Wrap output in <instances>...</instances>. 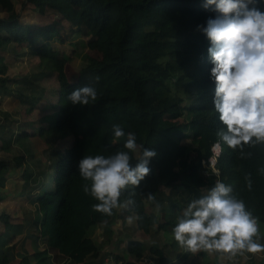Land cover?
<instances>
[{"label":"trees","instance_id":"obj_1","mask_svg":"<svg viewBox=\"0 0 264 264\" xmlns=\"http://www.w3.org/2000/svg\"><path fill=\"white\" fill-rule=\"evenodd\" d=\"M203 4L23 0L19 10L13 0H0V96L25 105L22 116L41 110L28 124L0 111V153H8L0 158V264H264V251L188 253L173 237L191 200L219 181L244 202L257 221L254 239L264 244V143L232 149L222 142L218 172L210 167L224 126L213 104L211 42L199 30L215 13ZM27 58L34 71L8 73L7 63L20 66ZM89 85L97 99L72 106L67 96ZM115 124L136 135L133 166L140 145L157 155L145 180L121 194V204L131 197L135 206L109 216L93 210L99 201L84 192L92 182L80 177L78 163L84 155L126 150L127 137L114 136ZM37 136L46 146L43 157L35 153ZM18 170V193L8 191L7 176ZM10 194L28 199V216L1 208ZM129 218L134 226L126 225Z\"/></svg>","mask_w":264,"mask_h":264},{"label":"clouds","instance_id":"obj_2","mask_svg":"<svg viewBox=\"0 0 264 264\" xmlns=\"http://www.w3.org/2000/svg\"><path fill=\"white\" fill-rule=\"evenodd\" d=\"M203 7L215 13L199 30L211 42V79L216 84L213 104L224 126L216 133L220 141L209 160L216 173L223 143L232 149L253 140L264 143V0H204ZM96 99L97 91L90 85L67 96L72 106H88ZM112 131L116 138L127 137L123 145L126 150L108 156L84 155L78 163L80 177L92 182L90 188L84 185V192L90 191L99 201L93 210L109 216L114 208L135 206L131 197L121 204V194L128 186H139L145 180L157 155L140 145L142 157L133 166L130 151L138 147L135 133L126 134L119 124L113 125ZM232 191L230 185L218 181L183 210L173 237L186 252L215 251L234 257L264 251V244L254 239L258 234L256 219L242 200L231 195ZM147 199L159 209L153 194L148 193Z\"/></svg>","mask_w":264,"mask_h":264},{"label":"rangeland","instance_id":"obj_3","mask_svg":"<svg viewBox=\"0 0 264 264\" xmlns=\"http://www.w3.org/2000/svg\"><path fill=\"white\" fill-rule=\"evenodd\" d=\"M22 2L23 0H13V4L16 7V9L18 8L19 10L22 9ZM13 8V5L10 6V9ZM23 52H26L25 50H23ZM33 58H27L26 60H24L23 62L20 61V66L19 65H14L12 67V65L10 63L8 64V73H14L16 74L15 76L21 77L24 76L28 73H31L32 71H34L36 69L35 62L32 61ZM4 61V60H3ZM7 61V58L5 57V61L4 63ZM71 64L72 66H76L80 65V61H78L77 57L75 56L74 58H72L71 60ZM53 82L48 83L47 87L50 89L49 86H52ZM47 102V97L44 100V103L46 104ZM25 105H22L18 99L14 100L11 97H7L5 95L0 96V111L2 112H9L13 115L14 119L19 120L21 123H25L28 124L30 123V121H37V119L41 116V113H39L41 110H37L35 111L36 113L30 117L26 116L24 114V116H22V113L20 112V110L24 107ZM24 113V112H23ZM29 128H34L35 130L38 128V125L35 126H29ZM33 142H34V147H35V153L38 157H43V151L46 148V146L44 145V142L42 141V139H40L39 136L32 138ZM3 157H8V153H0V158ZM214 163H212L211 165H213ZM20 170L18 171H13V173H10L7 177V189L8 191H14L18 193V189H15L18 186L19 183H21V178H20ZM17 186V187H15ZM5 200L8 199V201H4L1 203V208L3 207L4 209L7 208L6 211H14V215H20L19 217H23L24 216H28L30 214L29 210L32 209L30 204H28V199H26L25 197H23L22 199H20L19 196H16L15 194H10L5 196L4 198ZM6 206V207H5ZM17 210V211H16ZM178 216V215H177ZM126 225L128 226H134L135 225V218H129ZM3 229V227H1ZM263 230L264 233V229ZM165 236V235H163ZM98 239V238H97ZM99 240V239H98ZM164 242L163 237L162 239L158 238L157 242ZM214 252V251H213ZM264 257V256H263ZM219 263H222L221 261H219Z\"/></svg>","mask_w":264,"mask_h":264}]
</instances>
